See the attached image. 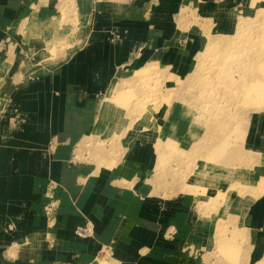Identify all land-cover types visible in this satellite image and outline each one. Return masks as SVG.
Segmentation results:
<instances>
[{
	"label": "crops",
	"instance_id": "0c3cea01",
	"mask_svg": "<svg viewBox=\"0 0 264 264\" xmlns=\"http://www.w3.org/2000/svg\"><path fill=\"white\" fill-rule=\"evenodd\" d=\"M60 1L0 0V264H197L218 230L212 175L264 166V109L232 145L202 143L215 110L187 79L198 23L210 14L227 35V14L264 0H66L62 42ZM147 68L163 98L177 91L164 121L112 131L108 90Z\"/></svg>",
	"mask_w": 264,
	"mask_h": 264
},
{
	"label": "rangeland",
	"instance_id": "374dc122",
	"mask_svg": "<svg viewBox=\"0 0 264 264\" xmlns=\"http://www.w3.org/2000/svg\"><path fill=\"white\" fill-rule=\"evenodd\" d=\"M60 2L62 15L59 26H64V29L57 31L58 38L68 31L63 22L70 10L66 0ZM176 7L177 1L171 0V9ZM193 11H190L192 19ZM239 11L225 14L230 22L229 33L224 36L216 34L222 30L210 14H203L198 23L205 48L198 54L196 70L190 75L197 80L198 93L207 98L205 107L208 111L215 110L206 127L203 144H220L225 142L223 139H228L232 142L228 144L232 145L243 134L249 112L264 109V10H258L252 18L239 17ZM210 19H214L212 23ZM58 40L62 42L64 38ZM147 71L148 68L135 71L131 79H122L108 90L106 104L120 117L111 120L112 131L127 126L129 122L137 128L147 125L158 130L164 121L157 112L162 106L170 105L177 91L166 89V97L163 98L160 73L147 75ZM187 93H194V87ZM111 135H94L88 140L91 141L88 145ZM168 142L173 146L172 141ZM82 153L87 157L89 152H83L77 146L75 154L81 156ZM159 153L162 156V152ZM90 154L95 156V152L89 153V160L92 158ZM78 156H75L76 160ZM162 175L169 177L171 171L161 172L159 178ZM210 182L216 194L209 207L215 211L218 230L200 250L197 264H264V166L222 168L212 175ZM101 264L116 263L109 259L102 260Z\"/></svg>",
	"mask_w": 264,
	"mask_h": 264
},
{
	"label": "bare ground",
	"instance_id": "6f19581e",
	"mask_svg": "<svg viewBox=\"0 0 264 264\" xmlns=\"http://www.w3.org/2000/svg\"><path fill=\"white\" fill-rule=\"evenodd\" d=\"M191 78H193L194 79V75L192 76V75H190L187 79H191ZM233 83V82H232ZM249 95V97H250V93L248 94ZM249 97H246V98H249ZM254 96H252V98H253ZM251 98V97H250ZM257 99V98H256ZM251 100V99H250ZM29 102V101H28ZM248 102V101H247ZM253 103V102H252ZM255 103V102H254ZM32 104V103H31ZM252 105V104H251ZM218 121V120H217ZM209 126V125H208Z\"/></svg>",
	"mask_w": 264,
	"mask_h": 264
}]
</instances>
